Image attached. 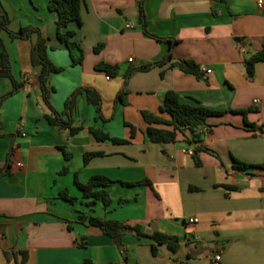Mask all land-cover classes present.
<instances>
[{"label": "crops", "instance_id": "0c3cea01", "mask_svg": "<svg viewBox=\"0 0 264 264\" xmlns=\"http://www.w3.org/2000/svg\"><path fill=\"white\" fill-rule=\"evenodd\" d=\"M47 3L0 0V38L20 83L0 107V264H16L20 251L25 264H264V60L251 77L245 68L264 44V0H85L80 24L67 27L79 43L80 51H71L78 63L57 39ZM21 28L34 31L10 37ZM35 30L51 47L48 60L61 68L48 77L52 110L66 119L65 101L80 90L73 134L43 117L49 105L30 63ZM168 51L165 64L139 69ZM183 59L199 66V76L170 65ZM99 62L118 65L117 74L97 70ZM85 88L99 95V111ZM11 89L0 75V97ZM167 91L217 112L205 119L198 142L182 133L173 142L146 135L142 111L168 119L160 109ZM90 129L127 141L98 139ZM89 153L97 155L86 159ZM233 159L250 167L237 170ZM92 175L109 179L106 208L88 205L76 185ZM64 191L73 203L60 196ZM79 214L131 229L116 245ZM190 217L197 221L188 223ZM153 233L176 237L178 250L156 244Z\"/></svg>", "mask_w": 264, "mask_h": 264}, {"label": "trees", "instance_id": "16d2710c", "mask_svg": "<svg viewBox=\"0 0 264 264\" xmlns=\"http://www.w3.org/2000/svg\"><path fill=\"white\" fill-rule=\"evenodd\" d=\"M85 4V0H48L47 9L53 12L56 15V37L60 43L64 44L67 48L70 59L72 63H78L81 60V57H75L71 51L73 48H77L80 51L79 43L72 41L73 31L69 30L68 24L70 22L75 21L80 24V10L82 5ZM2 29H6V20H0V31ZM33 29L29 28H21L17 33L9 32L10 37H27ZM37 37L35 42L32 45L30 52V63L32 67H34L37 71L36 79L41 91L42 99L44 102L48 104V96L52 91V88L48 84V77L51 73H56L61 70L60 67H56L53 65L47 58L46 51L48 49L47 39L41 36L38 30H35ZM98 47V46H97ZM95 48L96 50L98 48ZM51 48V47H50ZM171 46H169V50ZM171 60V54L168 51L165 56L156 61L153 64H145L139 67V69H148L152 65L157 64H165L167 61ZM264 60V44L261 49L256 53L252 54L245 61L246 75L251 77L253 74V69L255 63ZM172 66L178 67L180 70L190 73L196 76H199L200 68L199 66L193 62L192 60H178L170 63ZM95 68L97 70L104 71L110 77H113L118 72V65L109 64L105 62H99L96 64ZM0 75L6 76L10 79L12 83V89L5 95L0 97V107L3 102V99L12 93H14L20 86L10 71V61L9 55L1 41L0 38ZM87 100L89 103L95 105L97 111H99L100 98L99 95L92 90L91 88L84 89ZM80 93V90H75L70 97L65 101L63 114L66 115V119L62 118V115L52 110L49 107L50 114H44L43 117L46 121L58 128H68L69 134H73L78 131L79 128L70 127L71 122V112L75 105V98ZM121 93V92H120ZM162 112H165L169 115L168 119H162L160 117L154 116L149 112L142 111V117L147 123L146 127V135L152 142H173L176 139L177 133H182L185 136V140L188 143H196L200 140L201 135L203 134V130L209 127L206 123L205 119L209 115L216 114L217 112L214 110H210L200 105L189 104L182 102L178 95L173 91H167L163 98V104L160 107ZM241 113H245L244 111H240ZM157 125H163L164 127H159ZM91 130V129H90ZM91 132L98 139H108L110 138L108 135L104 133H97L96 130H91ZM133 131H131V134ZM113 142H126L125 139L118 138H110ZM97 155V153H89L86 156V159L92 156ZM195 157V156H194ZM196 163H198V159L195 157ZM233 166L237 170H246L250 167L249 164L241 162L237 159H233ZM264 167V164H263ZM65 169L60 171L63 173ZM109 179L102 175H92L85 183L76 182L77 187L82 192V195L85 198H90V201L86 203L88 205L94 204L96 201H100L103 204V207H107L109 204V197L105 187L108 185ZM60 196L66 199L69 203H73L76 198L72 196H68L66 192H62ZM81 222H86L87 224L98 227L103 234L107 235L112 243L116 245L121 244V237L127 231L130 230L131 227L125 223L116 220L99 218L96 216H85L83 214H79L78 218ZM151 238L154 240L156 244H164L167 249L176 252L179 247V243L176 237L167 236L159 233H153ZM81 245V243H79ZM152 254L156 255V245H151ZM4 255L8 258L10 255L15 256L14 252H4ZM20 260L16 262V264H25L27 259V252L20 251ZM82 264H93L89 259H85Z\"/></svg>", "mask_w": 264, "mask_h": 264}, {"label": "built area", "instance_id": "2783aa9c", "mask_svg": "<svg viewBox=\"0 0 264 264\" xmlns=\"http://www.w3.org/2000/svg\"><path fill=\"white\" fill-rule=\"evenodd\" d=\"M128 60L131 61L132 59L129 58ZM207 72H209V70H208ZM253 102H254V103H257L258 100H257V99H254ZM184 152L187 153L188 155H192V153H193L191 149H186ZM16 166H20V163H19V162H16ZM187 221H188V223L191 224V223L196 222L197 219L194 218V217H190V218H188ZM219 259H220V255H219V252H218V254H216V255L214 256V258L212 259V262H213V263H216Z\"/></svg>", "mask_w": 264, "mask_h": 264}]
</instances>
